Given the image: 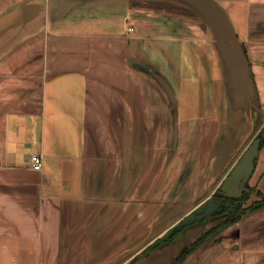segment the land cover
<instances>
[{
    "label": "crops",
    "instance_id": "obj_1",
    "mask_svg": "<svg viewBox=\"0 0 264 264\" xmlns=\"http://www.w3.org/2000/svg\"><path fill=\"white\" fill-rule=\"evenodd\" d=\"M256 110L264 0H0V264L136 263L226 177ZM248 184L264 193V143ZM219 230L180 262L264 264V205Z\"/></svg>",
    "mask_w": 264,
    "mask_h": 264
},
{
    "label": "rangeland",
    "instance_id": "obj_2",
    "mask_svg": "<svg viewBox=\"0 0 264 264\" xmlns=\"http://www.w3.org/2000/svg\"><path fill=\"white\" fill-rule=\"evenodd\" d=\"M197 9L202 10L201 7H200V5H198ZM258 87H259V94H260V96H262V93L260 92L261 88H260V86H258ZM256 113L258 115L257 118H255V119H257V123H258L257 124V128L255 127L256 129L253 130L254 132L249 136L247 142L244 145V148H242V150H240L237 158L238 157L240 158V156L243 154V152L245 151V149L251 144V142L255 139V136L260 131V128L262 126V123H260V120H261L260 119V114L257 112V110H256ZM262 121H264V120H262ZM223 177H224V175H223ZM250 180H251V176L249 177V180L248 181L250 182ZM248 186H249V184H248ZM213 193H214V191L211 192L210 194L212 195ZM210 194H209V196H210ZM244 196H245V199L243 201V204H245V205L246 204H250L254 200H258V197H259L256 194L255 189L251 190V188H250V191L249 192H245V194L243 195V197ZM204 198L198 199L195 202V204L192 206V208L188 212L190 213L192 210H196L199 206H201L202 205V202L204 201L203 200ZM187 214L188 213L185 212L184 214H182L183 216H181L180 218L178 217L177 220H175V222H173L168 228L165 229V232L167 230H170L171 227L174 228L175 225L181 223L180 221ZM221 216H223V215H221ZM221 216H219L217 218H212V219L208 220V225H212V224L214 225V224L218 223L223 218ZM202 224H207V223H201L200 224L199 222H197V223H195V225H189V226H186L185 228L182 227V228H180L181 230L174 228L176 231L177 230H180V232L178 233V231H177V235L172 240L161 242L158 246H156L152 250L145 251L144 253H142L143 252V249L147 246L146 245L142 250H140L139 252L135 253V256L133 257V260L134 261L136 259H138L141 255H143V254L144 255L142 256V258H140L138 261H136V263H133V264H180L183 261V259L186 257V255H188L189 252L191 250H193L194 247L190 251H188L186 253H183L185 251V249H187L188 246L191 244V242L193 240H195L196 238H198L202 234V232H204L205 230L208 229V225L203 226ZM216 231H221V230L218 229ZM216 231L214 233H216ZM216 234H218V233H216ZM216 234H213V235L211 234L209 237H207L203 241L204 243L202 242V243L198 244L197 246H195V247H197L195 249H197L199 252L200 251L205 252L206 246L208 244V243L205 244V242H207V240H208V242L212 241L216 237ZM192 237H193V239H191ZM151 242H153V240H151L150 243ZM165 242L166 243H169L170 242L171 245L165 247L162 250H156V249H159L160 247L164 246L165 245L164 244ZM185 244H188V245L185 246ZM136 250H137V247L135 248V251ZM148 252H150V253H148ZM214 252H217V251L214 250ZM197 257L199 258V256H197Z\"/></svg>",
    "mask_w": 264,
    "mask_h": 264
},
{
    "label": "water",
    "instance_id": "obj_3",
    "mask_svg": "<svg viewBox=\"0 0 264 264\" xmlns=\"http://www.w3.org/2000/svg\"><path fill=\"white\" fill-rule=\"evenodd\" d=\"M153 76L158 80V82L166 90L171 102L175 104V94L166 81V79L157 72H153ZM176 111L174 114V140L177 137L176 128ZM260 148V138H255L251 144L245 149L243 154L231 168L229 173L221 182L219 188L224 195L229 197H241L242 194L249 191L248 186H246L249 177L251 176L255 168V159L259 153ZM219 205L214 199H209L204 205L199 206L195 211H191L187 215V222L191 223L195 217L200 218L205 214H209ZM183 227L182 223L175 225V229H180Z\"/></svg>",
    "mask_w": 264,
    "mask_h": 264
},
{
    "label": "trees",
    "instance_id": "obj_4",
    "mask_svg": "<svg viewBox=\"0 0 264 264\" xmlns=\"http://www.w3.org/2000/svg\"><path fill=\"white\" fill-rule=\"evenodd\" d=\"M264 119V118H263ZM262 123V126L260 128V131L255 136V138H260V146L264 143V121H260ZM257 128V126H256ZM255 128V129H256ZM239 158V157H238ZM232 168V166H231ZM230 171V170H229ZM226 173L225 175H227ZM223 180L218 182V184L214 187L213 191L214 193L210 196L207 195L202 202V205L206 203V200L215 198L219 203V208L215 211L216 213L222 212V211H228V217H226L223 221L216 224L212 229L207 230L203 234H201L197 239H195L192 243V245L186 249L183 253H186L190 251L193 247L197 246L198 244L202 243L211 233L214 231L221 229L222 227L230 224L233 221H236L242 214H245L251 210L256 209L257 207L264 205V193H262L260 190H255L256 194L259 196L258 200H254L250 204H243V201L245 199V196L241 197H229L223 194V192L220 190L219 186ZM251 190H253V187H250ZM245 194V192H244ZM243 194V195H244ZM213 196V197H212ZM177 235V231L171 227L170 230H167L164 234L160 235L159 237L155 238L153 242L149 243L144 249L143 252L152 250L156 246H158L161 242L164 241H170Z\"/></svg>",
    "mask_w": 264,
    "mask_h": 264
},
{
    "label": "flooded vegetation",
    "instance_id": "obj_5",
    "mask_svg": "<svg viewBox=\"0 0 264 264\" xmlns=\"http://www.w3.org/2000/svg\"><path fill=\"white\" fill-rule=\"evenodd\" d=\"M246 186H248V182H247V184H246ZM248 188H249V191H250V187L248 186ZM249 191H247V192H249ZM245 192V191H244ZM244 194V193H243ZM243 194H242V196H243ZM213 197V196H212ZM211 199H214L216 202H218L215 198H211ZM209 200V199H208ZM208 200H206V202L208 201ZM219 208V205L212 211V212H210L209 214H205V215H203L202 217H200V218H197V217H195L194 218V220L191 222V223H189V222H187V215L180 221L182 224H183V228H185L186 226H189V225H195V223H197V222H199L200 224L201 223H205V222H208V220H210V219H212V218H217V217H219V216H221V215H223V216H221V217H223L219 222H221V221H223L226 217H228V211H222V212H218V213H216L215 211L217 210ZM192 211H195V210H192ZM225 215V216H224ZM241 217V216H240ZM239 217V218H240ZM238 218V219H239ZM218 222V223H219ZM218 223H216V224H218ZM216 224H214V225H212V226H210L207 230H209V229H212ZM181 230V229H180ZM180 230H177L178 231V233L180 232ZM207 230H205L204 232H206ZM204 232H202V234L204 233ZM215 232V231H214ZM213 232V233H214ZM213 233H211V234H213ZM210 234V235H211ZM209 235V236H210ZM208 236V237H209ZM197 239V238H196ZM194 241V240H193ZM193 241L191 242V244L189 245V246H191L192 245V243H193ZM189 246H188V248H189ZM187 248V249H188ZM186 250V249H185Z\"/></svg>",
    "mask_w": 264,
    "mask_h": 264
},
{
    "label": "built area",
    "instance_id": "obj_6",
    "mask_svg": "<svg viewBox=\"0 0 264 264\" xmlns=\"http://www.w3.org/2000/svg\"><path fill=\"white\" fill-rule=\"evenodd\" d=\"M133 27L130 25L128 31H132ZM30 166L33 169L40 170L43 166V156L39 153H34L30 156Z\"/></svg>",
    "mask_w": 264,
    "mask_h": 264
}]
</instances>
